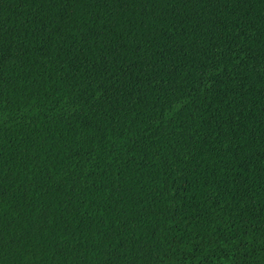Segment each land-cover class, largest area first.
I'll return each instance as SVG.
<instances>
[{
	"label": "trees",
	"instance_id": "trees-1",
	"mask_svg": "<svg viewBox=\"0 0 264 264\" xmlns=\"http://www.w3.org/2000/svg\"><path fill=\"white\" fill-rule=\"evenodd\" d=\"M0 264H264V0H0Z\"/></svg>",
	"mask_w": 264,
	"mask_h": 264
}]
</instances>
